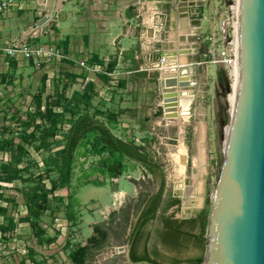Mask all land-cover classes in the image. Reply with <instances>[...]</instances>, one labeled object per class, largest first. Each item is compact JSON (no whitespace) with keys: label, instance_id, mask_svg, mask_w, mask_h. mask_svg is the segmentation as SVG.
Wrapping results in <instances>:
<instances>
[{"label":"rangeland","instance_id":"rangeland-1","mask_svg":"<svg viewBox=\"0 0 264 264\" xmlns=\"http://www.w3.org/2000/svg\"><path fill=\"white\" fill-rule=\"evenodd\" d=\"M229 1L231 0H203L200 10L204 17L211 20L212 16L217 17L219 12L227 8ZM27 11H31V17L35 16V8H29ZM39 11L42 14L41 18L47 12V7L41 5ZM128 12L130 13V11ZM183 21L185 22L179 18L168 19L164 33L162 32L161 35L162 41L157 43V47L162 50L183 48L184 52L181 53L180 58L187 64L197 60L195 53H189L192 52L191 48L195 50L196 38L192 35L188 37L176 35L175 32L178 33L183 28ZM16 22L18 20L12 22L14 27ZM62 22L64 23L61 28L51 22L49 30L53 32V42L56 43L59 40L63 46L69 42V37L72 36L69 34L70 31L78 26L70 21L68 23L67 20H62ZM204 22L205 20H203ZM205 27L204 24L203 29ZM15 29L12 34L17 37L18 31ZM47 32L43 33L45 37L38 36L34 40L47 41ZM130 47V52L126 51L124 57L122 56V61L117 69H134L132 49L135 44L131 42ZM106 51V55L108 56V53L110 55L107 62L108 69L109 64L115 58L111 57L113 55L111 50L107 48ZM91 59L102 62L101 57L94 50H91ZM114 67L115 63L113 62L108 70ZM47 68L53 70V75L47 86V92L51 93L50 95L59 98L61 103L71 101L70 106L76 107L78 110L95 113L97 118L107 123L115 136L123 141L137 144L158 164L163 175V192L156 219L151 223V236L148 241L151 256L161 263L171 264L175 261L181 263L203 254V246L195 240L182 236L177 244L164 243L159 238L157 231L163 229V217L177 221L193 217L195 212L203 207L205 201H207L208 207L209 197H214L216 176L228 131L226 127L222 130L220 122L227 120L229 104H232L230 98L226 100V95L220 94L217 86L225 77L223 67L220 64L192 66L191 72L195 79L194 87L195 89L208 90L206 100L202 101L198 97L200 93H196L197 98L194 100L189 98L186 104L187 109L180 112V115L166 114L171 118L163 114L161 87L158 86L161 74L157 71L151 70L148 74L145 72L131 73L125 78L123 76L122 80H119V76L117 85L103 87V90L98 84L90 81L92 86L84 94H81L77 92V86L70 77L59 75V71L56 75L57 68L53 63L48 64ZM30 70L28 65L19 69L12 67L11 70L4 72L3 80L0 79L2 93V97H0V129H5L4 132L7 135L5 137L14 134L13 131H20L16 127L25 128V120H14L12 110H23L24 108L22 105L14 104L18 96V89L23 88L26 93L33 94L38 87L39 83L34 82ZM189 76L188 74L184 77L188 79ZM128 82L135 83L136 86L129 89ZM186 91H189L188 88L184 89L182 93L184 96H186ZM181 99L182 97L178 103L173 104L178 107L177 104H180ZM38 100L42 105L46 100L45 94L38 96ZM168 106L169 103L165 105L166 109ZM178 116H180L179 119ZM107 118H112V120L108 122ZM198 125L201 126V140L204 141L201 145H199L200 139L196 129L199 127ZM222 133L224 136L221 138ZM55 138H60V135L57 134ZM90 138L91 134L85 135L75 150L70 184L67 188L56 190L54 193L63 198L62 203L66 206V213L71 217L68 225L70 224L72 227L69 234L67 231L65 232V237L60 244L63 245L62 249L60 247L58 253L57 250L51 251L44 264H74L71 262L69 253L76 246H80V242L84 240V246L88 247L84 258L89 260L88 264H127L124 256L126 242L130 228L138 217L139 204L158 186V176L154 178L141 165L125 158H121V172L115 177L107 176L104 166L112 158L108 157L105 152L91 153ZM56 146L52 145L47 150L39 152L26 146L25 151L20 153L16 166L23 167V170L20 171L21 177L30 175V180L12 179L5 181L10 183V186L1 188L3 193L18 197V201L12 204L14 207L18 202L21 203V199L23 200L22 194L28 191L27 187L35 184V173L44 169L43 160L50 161ZM198 155H201L202 163L199 169L195 167V156ZM3 175L6 176L7 173ZM50 175L53 176L54 173L50 172ZM43 182L48 187V181L45 179ZM182 188L184 189L182 190ZM185 190L189 192V195H192L187 201L185 200ZM173 197L178 198V206L173 205L163 210V205ZM2 198L12 200L8 197ZM48 200L49 206L55 207L56 201H53L50 196H48ZM63 214L61 208H58L56 217H64ZM39 220L49 227L53 223L47 214L41 216ZM78 226L81 229L80 232H78ZM181 228L187 230L189 225L182 224ZM195 231L196 228H192V232ZM54 234L53 232L51 235Z\"/></svg>","mask_w":264,"mask_h":264},{"label":"water","instance_id":"water-1","mask_svg":"<svg viewBox=\"0 0 264 264\" xmlns=\"http://www.w3.org/2000/svg\"><path fill=\"white\" fill-rule=\"evenodd\" d=\"M186 1L199 7L203 0ZM55 5L56 0L43 5L47 12L30 25L29 31L47 32L57 12ZM169 54L175 57L180 53L174 49ZM172 66L168 71L181 76L180 69ZM180 76L161 77L163 85L169 87L161 92L164 106L178 100L179 92L170 87L190 85ZM217 86L224 96L229 90L226 77ZM232 94L228 118L220 122L228 131L222 143L214 197H209L199 264H264V0H237ZM207 95L205 89L202 101ZM129 249L127 244V264H155L145 259L132 261Z\"/></svg>","mask_w":264,"mask_h":264},{"label":"trees","instance_id":"trees-1","mask_svg":"<svg viewBox=\"0 0 264 264\" xmlns=\"http://www.w3.org/2000/svg\"><path fill=\"white\" fill-rule=\"evenodd\" d=\"M131 9L132 6L127 7V10L130 11L132 15ZM198 10L200 12V8ZM55 45L61 48L62 51L66 47L65 44L62 46L59 40L56 41ZM113 62L115 63V60H112V63L109 64V68L113 65ZM9 63V69L11 70L12 67H14V61ZM29 64L32 65L31 60ZM136 68L137 64L134 62V69ZM59 72V75L70 77L73 83L75 76L78 75L76 72ZM56 75H58V72ZM4 76L5 74H0V79L3 80ZM44 78L45 76L42 75L39 79L38 87L31 95L33 110L26 111L25 119L19 120H25V128L20 129L18 132L13 131L14 134H10L8 137H2L5 129H0V148L9 151L11 155L9 163L0 165V180L3 181L19 178L22 181L30 180V175L22 178L20 171L23 170V167L19 168L16 166L20 153L25 151L26 146H30L35 152H39L41 150H47L52 145H57L50 161L47 159L43 160L44 169L35 173V184L29 185L27 187L28 191L22 194L23 203L27 212L25 218L29 221L33 236L37 240L40 235L43 234L38 222L39 218L47 210L49 212V218L53 219L58 213V208H61L64 212V217L70 221L71 217L66 213V206L62 203L63 198L54 193L56 190L67 188L70 184L75 150L81 139L85 135L91 134L90 152L93 154L105 152L108 157L112 158V160L107 161L108 163L106 162L104 166L107 176H117L121 172V158H125L140 163V165L154 178L157 176L159 177L157 190L155 194L148 199L145 207L141 210L139 216L131 226L127 242L130 244L129 257L132 261L145 259L155 264H164L151 256L147 242L151 229V222L155 216V210L160 205L163 192V175L158 164L152 157L143 152L137 144L123 141L115 136L107 123L97 118L95 113L93 114L81 109L78 110L76 107L70 106L72 104L71 101L61 103L59 98L53 97L50 95L51 93H45ZM100 79L105 83V77L100 76ZM90 86H92V83L88 81L82 91L76 90L78 93L84 94ZM41 94H45L46 97L42 105L38 100V96ZM16 113L17 112H14L15 116ZM112 118H107L108 122L112 120ZM7 130L9 132V129ZM15 134L17 135L15 136ZM57 134L60 135L58 139L55 138ZM50 172H53L54 175H50ZM5 173H7L6 176L3 175ZM45 179L48 181V187H46L43 182ZM0 196L4 197L5 194H1ZM48 196H50L53 201H56L55 207L49 206ZM178 203V198L173 197L163 205L162 209L166 210L173 205L178 206ZM0 210L2 209L0 208ZM206 217L207 201L204 202L202 208L195 212L193 217L190 216L179 221L163 217V229L159 232L157 231V234L162 242L170 244L179 243V239L182 236L189 237L203 246L204 249ZM182 224H188L189 229H182ZM6 228L7 226L3 227V229ZM192 228H196V231L192 232ZM54 238L55 236H50L45 239V242H52ZM87 249L88 247L84 245L76 246V248L69 253L71 262L74 264H81ZM201 260L202 254L181 263L175 261L171 264H199Z\"/></svg>","mask_w":264,"mask_h":264},{"label":"built area","instance_id":"built-area-1","mask_svg":"<svg viewBox=\"0 0 264 264\" xmlns=\"http://www.w3.org/2000/svg\"><path fill=\"white\" fill-rule=\"evenodd\" d=\"M151 2H153V0H139L135 5H131L133 18L136 20L133 35L136 34L140 42L143 44H154L151 57L147 56L143 63L136 61V64L138 68L137 70H154L161 74L162 71L173 67L171 64H163L166 62L168 55H170L169 51L171 50H162L160 47H157V43L162 41L161 35L163 32V24L161 22L147 24V22H143L141 18L142 13L146 10L147 4ZM190 5L193 7L195 4L193 3ZM236 6L237 0L229 1L227 8H225L224 11L219 12L217 17L214 18L212 16L211 20L204 17L201 10L200 12L199 10L194 11V15L191 16V20L194 21V24L192 25L190 35L196 38L195 50L191 48V53L197 55V60L187 64H189L191 68L192 66L201 64L205 66L220 64L225 71V77L229 89L228 92L225 93L226 96L233 92L232 84L234 83L233 81L236 70ZM22 7V0H0V17L10 9H21ZM194 8L199 9L200 6ZM203 20H205L204 23ZM204 24L206 25L205 29H203ZM80 52L82 53L80 59L71 60L72 62H69L62 49L56 46L53 40H49L45 43H37L26 40H17L2 35L0 37V74L3 73V70H6L9 67L11 59L21 57L28 61L31 60V66L34 70L41 72L39 79L42 75H45V93H48V81L53 75V70L51 68H46L44 65L51 63H57L60 65V71L76 72L78 74L74 78V84L77 86L78 91H82L86 83L90 81L89 75L105 77L106 81L103 83L104 87L117 85L118 74H116L113 69H107L109 58H103V62L100 63L89 59L83 49H81ZM62 65L65 67H62ZM191 68L189 69L190 76L188 79L184 76L181 77L180 75H177L175 71H169L167 75L180 76L181 79L190 82V85L187 87L176 86L170 87V89H176L180 92V88H188L191 92L190 97L195 93H200L198 97L202 100L204 90L195 89V79H193L194 74L191 72ZM163 76L161 75L158 79V81H160L158 86L161 87L160 94L162 91L169 90V88L163 85V80L161 78ZM17 94L18 96L16 97L14 104H17L18 106L22 105L24 108L23 110H12L13 112H17L16 116L14 115V120L25 119L26 111L33 110L31 103L32 94L26 93L23 88L18 89ZM0 97H2L1 91ZM163 108V114L173 110L172 108L166 109L164 104ZM16 129L20 130V127H16ZM3 136H6L5 132L3 133ZM10 160V152L0 148V165L7 164ZM4 186H10V183L0 180V195H6V193H3V189L1 190ZM7 195L9 194L7 193ZM12 199L13 200H8L0 196V208L2 209L0 210V264H18L20 256L25 257L27 254L26 243L21 236L19 229L20 218L26 214V207L24 206L22 199L21 203L18 202L14 207L12 204L13 202L18 201V197L15 196ZM4 226H7V228L3 229Z\"/></svg>","mask_w":264,"mask_h":264},{"label":"crops","instance_id":"crops-1","mask_svg":"<svg viewBox=\"0 0 264 264\" xmlns=\"http://www.w3.org/2000/svg\"><path fill=\"white\" fill-rule=\"evenodd\" d=\"M45 1L46 0H22L23 7L21 9H10L9 11H7L2 17H0V37L3 35L5 37H12L17 40H26L37 43H45L49 40H52L53 32L50 30H48L47 32V41H42L41 39L34 40V38L38 36L45 37V35H41L40 30L38 29L29 31L28 27L29 24H32L42 15L40 14L41 11H39V9L41 8V5H44ZM138 1L139 0H56L57 12L52 23L55 26L61 28L64 23L62 22V20H67V22H73L76 24V26H78L70 31L69 34H72V36L69 37V42L66 44V47L63 50V53L65 54L67 60L69 62H72L71 60L80 59L82 57V53L80 52L81 49L85 51L86 56H88L89 59H91V50H94V52H96L102 60L103 58H108V56H110L109 53L108 56L106 55V50L108 48L113 54L111 55V57L115 58V67L113 68V70L116 72V74H118L117 78L120 76L119 80H122L123 76L125 78V76L131 73L145 72L148 74L151 70H137L138 68L133 70L117 69V66L120 65L122 61V56L124 57L126 51L130 52L131 42L135 44V47L132 49V57L135 63H137L136 61H138L139 63H143L144 59L147 56L151 57L153 53V43L143 44L140 42L136 34L133 35V29L135 30L134 26L136 25V20H134L133 15H131L127 11V7L135 5V3H137ZM186 2V0H153V2L147 4L146 10L142 13L141 18L143 22H147V24L161 22L163 24V33L165 24L167 23L168 19H183L185 20V22L183 21V28L178 33H175L176 35L180 34L182 36L185 35V37H188L190 35L192 25L194 24V21L191 20V16L194 15V11H197L198 9L191 7L189 3L187 5ZM34 3L38 6L36 7ZM29 8H35L34 15L36 17L30 16L31 11H27V9ZM13 20H18L15 27L12 24ZM14 28H16L15 30L18 31L17 37H14L12 34ZM167 49L174 50V48H166L165 50ZM177 56H181V53ZM11 61H14V67L17 69L28 65L31 69L30 72L33 76L34 82L37 81L39 83V76L41 75V72L38 70H34V68L29 64L28 60L22 59L21 57H16L11 59L10 62ZM167 62L169 61H166V63ZM53 65L56 66L57 72L60 71V65H58L57 63H53ZM44 66L47 68L48 64H45ZM62 67L65 66L62 65ZM9 68L10 63L9 67L6 70H3V74L4 72L10 70ZM188 74L190 75V70L188 71ZM89 78L90 81L98 84L101 87V90L104 89V84L100 77L96 75H89ZM132 86L135 87L136 84H128L129 89H131ZM196 96L197 95L195 93L192 97L189 98H192L191 100H194L197 98ZM179 117L180 116H178V119ZM198 126L199 127H197L196 129L200 139L199 145H201L204 143V141L201 140V126ZM110 130L111 132H113L111 128ZM5 196L10 199L13 198L11 195L6 194ZM45 214L49 215L48 210L45 211L43 215ZM26 215L27 214L23 215L20 218L19 229L21 232V236L24 238L26 243L27 254L25 255V257L20 256L18 264H44V261L47 259V256L51 251L57 250L58 253L59 248L61 247L62 249L63 245L60 244L62 242V239L65 237V232L67 231L69 234V230L72 226L70 224V226L68 225V220L65 217L55 216L52 219L53 223L50 224V227L46 226L43 221L39 220L38 224L43 231V234H41L40 237L36 240V238L33 236L29 221L27 218H25ZM77 228L79 229L78 232H80V227L78 226ZM53 232L55 234L51 235ZM50 236H55L54 240L52 242L46 243L45 239ZM126 243L128 244V242ZM84 244L85 240L80 242V246H83ZM88 263L89 260L87 258H84L81 264Z\"/></svg>","mask_w":264,"mask_h":264},{"label":"bare ground","instance_id":"bare-ground-1","mask_svg":"<svg viewBox=\"0 0 264 264\" xmlns=\"http://www.w3.org/2000/svg\"><path fill=\"white\" fill-rule=\"evenodd\" d=\"M49 3H50V0H46L45 3H44V6L49 5ZM236 9H237V6H236ZM178 52L179 53L184 52L183 48L182 49L179 48ZM180 57L181 56H177V55H175V57H173V56L170 57V55H168L166 61H169V62H167V63L165 62L163 64L164 65H166V64L175 65L177 67L176 69H180L181 76H186V75H188L189 68H188L187 64H185L184 61L181 60ZM168 70L169 69H166V70L162 71L161 75L162 76L163 75L167 76V73L169 72ZM235 79H236V70H235L234 81H233L234 83L232 82L233 83L232 86H234V84H235ZM167 88H169V87H167ZM183 91H184V87L180 88V92H179V95H178V100H179V97H182V99H181L180 104H177L178 107H176V104H173V103H169V106H168V109L172 108L173 109L172 113H175L177 115H180V112H184L187 109L186 104H187V101H188V99L190 97V94H189V91H186V96H184V94H182ZM183 98H184V100H183ZM227 98H230L231 101L233 102V94L232 93H230L228 96H226V100H227ZM178 100L175 103H178ZM167 113H171V112L168 111ZM224 127L225 126H222V130H224ZM223 136L224 135L222 133L221 134V138ZM201 164H202L201 163V155L195 156V167L199 169ZM183 189L184 188H182V190ZM184 194H185V200L186 201L189 200L190 197H192V195H189V192H186V190L184 191Z\"/></svg>","mask_w":264,"mask_h":264},{"label":"flooded vegetation","instance_id":"flooded-vegetation-1","mask_svg":"<svg viewBox=\"0 0 264 264\" xmlns=\"http://www.w3.org/2000/svg\"><path fill=\"white\" fill-rule=\"evenodd\" d=\"M131 161H134V160H131ZM134 162H135V161H134ZM136 163L140 165V163H138V162H136ZM156 190H157V188H156L153 192H151L149 195H147L145 198H143V199L141 200V202H140V204H139V205H140V209H139V212H138V216H139L141 210L145 207V204L147 203L148 199H150V198L153 196V194H155ZM140 199H141V198H140ZM161 200H162V198H161ZM160 203H161V202H160ZM158 207H159V206H158ZM157 211H158V208L155 210V216H154L153 220L156 219ZM153 220H152V221H153ZM151 223H152V222H151ZM146 227H147V226H146ZM150 236H151V229H150V233H149V237H148L147 242L149 241Z\"/></svg>","mask_w":264,"mask_h":264}]
</instances>
